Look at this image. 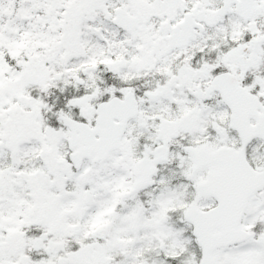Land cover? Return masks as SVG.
<instances>
[{
	"label": "snow or ice",
	"instance_id": "obj_1",
	"mask_svg": "<svg viewBox=\"0 0 264 264\" xmlns=\"http://www.w3.org/2000/svg\"><path fill=\"white\" fill-rule=\"evenodd\" d=\"M0 264H264V0H0Z\"/></svg>",
	"mask_w": 264,
	"mask_h": 264
}]
</instances>
